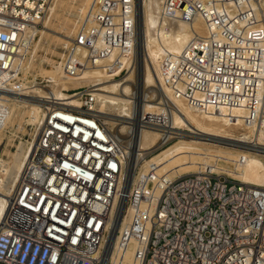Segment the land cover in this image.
<instances>
[{
  "label": "built area",
  "instance_id": "2783aa9c",
  "mask_svg": "<svg viewBox=\"0 0 264 264\" xmlns=\"http://www.w3.org/2000/svg\"><path fill=\"white\" fill-rule=\"evenodd\" d=\"M56 1L0 0V135L9 125L10 95L37 99L43 112L25 140L4 145L24 141L25 157L0 227V264H102L121 201L116 264H123L120 255L132 240L135 264H264V186L240 178L250 156L264 163V0H159L162 19L198 18L205 33L195 34L180 55L165 57L160 84L198 111L229 116L243 109L240 126L252 134L232 164L202 165L175 179L157 177L153 166L138 169L128 190L133 148L97 113L98 87L67 90L74 102L35 96L48 81L35 75L46 62L33 49ZM136 4L95 0L55 67L71 80L95 67L113 80L135 69ZM16 84L27 89L10 91ZM165 119L142 116L137 129L161 132L160 146H168L178 135L160 130Z\"/></svg>",
  "mask_w": 264,
  "mask_h": 264
},
{
  "label": "bare ground",
  "instance_id": "6f19581e",
  "mask_svg": "<svg viewBox=\"0 0 264 264\" xmlns=\"http://www.w3.org/2000/svg\"><path fill=\"white\" fill-rule=\"evenodd\" d=\"M94 1L80 0L82 6L78 9L79 14L85 17L87 10ZM138 1L141 7V25L137 2L136 67L129 70L128 78L113 80L103 76L99 69L95 67L86 71L79 80H71L66 79L55 66H52L50 70H42V78L48 81V86L40 90H34L36 97L39 93L41 97L53 95L57 100L74 102L72 97L66 93L67 90L83 85L98 87L96 94L101 104V110L99 108L97 113L106 123L113 126L114 134L121 144L131 145L133 148L126 162L127 172L124 184L126 190L130 189L132 183L136 180L138 169L147 173L149 168L153 166L157 177L175 179L179 176L196 173L202 165H210L211 160H214V163H218L220 166L224 163L232 164L238 158L236 154L217 151V154L212 155L209 149L200 146H224L230 151L241 152L242 149L249 148V137L252 134L250 130L240 128L245 117L243 109H235L233 114L229 116L198 111L194 105L178 99L168 88L160 84L159 70L165 57L180 55L195 34H205L204 26L198 18L191 23L175 19H162L159 0ZM55 9H51V17L46 21L45 25L47 26L43 28L44 31H41V29L39 31L42 41L45 34L48 33L47 31H49V22L55 16ZM66 38L68 39L65 36L63 39L59 38L58 40L63 41ZM41 40L36 44H40V46L33 50L34 56L38 55L39 50L42 49ZM67 43L68 41L61 44L66 46ZM114 54H116V51ZM40 58L43 62L50 61L47 54L40 56ZM120 59L122 63H126L124 56H121ZM132 76L136 78V81L133 80L136 82L135 84L132 82ZM25 80L27 81V77H25ZM25 89H27L25 85L16 84L12 86L10 91ZM151 94H156L158 101L155 102L151 98ZM18 95L22 96L21 93ZM18 95H10L11 98L13 97V103L9 112V124H12L17 110H24V114L28 117V125H38L42 120L43 113L38 100L35 98H20ZM159 102L168 105L170 109L164 111ZM164 114L166 119L160 130L173 131L178 136L175 142H172L166 148L159 149L161 147L159 143L161 132L147 129L138 130L137 126L142 116L153 115L155 117L157 115L164 116ZM243 130L247 132L241 133ZM237 131H240L239 135H236ZM259 140L264 143L262 137H259ZM4 145L5 143L0 135V227L7 211L9 197L23 171L25 157L24 144L22 143L17 147V151L12 154L11 160L10 157L5 159L6 155L2 153V151H5L3 149ZM255 158L258 157L250 156L240 168V178L245 183L264 186V163L259 158L260 166L254 165L252 161ZM116 206L117 200L114 203L110 219L114 217ZM117 209L114 225L117 222L118 226H114L109 237L105 240L104 252L101 257L102 264H106L111 257H113V264L117 262L114 250L116 246L117 251L120 247L117 245L116 232L122 223L120 212L123 210V201L118 203ZM123 222L125 226L128 224L127 219H124ZM139 227L137 225V229ZM136 245V240H132L129 248L120 255V263L135 264Z\"/></svg>",
  "mask_w": 264,
  "mask_h": 264
},
{
  "label": "rangeland",
  "instance_id": "374dc122",
  "mask_svg": "<svg viewBox=\"0 0 264 264\" xmlns=\"http://www.w3.org/2000/svg\"><path fill=\"white\" fill-rule=\"evenodd\" d=\"M81 6H82V2H80V0H57L56 3L52 6L51 9L56 8L55 9L56 12H55V16H53V18H51V20L49 22V26H48L49 31H47L48 33L45 34L43 41L41 40V34H38L35 45H34V48H36L37 46H40V44L39 45H36V44H38L41 40L42 41V49L39 50L38 55L34 56V54H33V56L36 59H38V61H41L42 63H44V62L41 60L40 56L47 54V58L50 61L46 62V64L42 68H37L35 71V75L42 77V73H43L42 70H50V69H52V66H56V62H58V60L61 58V55L63 54V49L65 47L61 43H65L67 41H70L69 39L73 38L74 32L77 28V25H78L79 21L81 20V18L83 17L82 15L79 14V10H78ZM50 14L51 13L49 12V14L47 15V18L45 20V23L43 24L41 31L42 30L44 31L43 28L45 26H47L45 24H46V21L50 19V17H51ZM65 36H67L68 39L66 38L63 41L58 40L59 38L63 39V37H65ZM29 71H32V70H29ZM33 77H34V75H33ZM28 78L29 77H27V81H28ZM34 78H36V76ZM125 78H128V76L125 75L121 79L124 80ZM131 79H132V82H134L133 81L134 79L136 81L135 76H132ZM135 83L136 82H134V84ZM150 96H151V98H153V100L155 102L158 101V96L156 94H154V95L151 94ZM100 106H101V104L99 103V105L97 107L98 112H99V108L101 110ZM24 112H25L24 110H17L15 112L16 114H15V117L12 121V124L10 123L8 125V128L6 129L7 132L5 134H1L2 140L5 144L8 143V141L6 139H14L15 137L24 138L23 140H25L26 137H23V136L29 132V128H28V117L26 114H24ZM17 125H18V128H17ZM110 127L114 131L113 126L110 125ZM240 128L245 129V128H242L241 126H240ZM245 130L241 131V133L247 132ZM237 132L238 133L236 135H239L240 131H237ZM17 141H19V140H17ZM173 142H175V141H173ZM22 143H24V141H22ZM18 146H19L18 142L14 146H12L13 148L11 146H8V147L4 146L5 148L3 147V149L5 151L4 152L2 151V153L6 155L5 159L10 157V160H11L12 154H14L17 151ZM166 147L167 146L160 147L159 149L166 148ZM200 147L209 149L211 151L212 155L217 154L216 153L217 151H219V152H232V153L236 154L237 156H239V154H240L239 152H236V151H230L224 146L215 147V146H204L203 145ZM258 159L259 158H255L252 161L253 164L256 166H260ZM260 161H262V160L260 159ZM214 162H215L214 160H211L210 163L212 164ZM140 172H142V170H140Z\"/></svg>",
  "mask_w": 264,
  "mask_h": 264
},
{
  "label": "water",
  "instance_id": "95a60500",
  "mask_svg": "<svg viewBox=\"0 0 264 264\" xmlns=\"http://www.w3.org/2000/svg\"><path fill=\"white\" fill-rule=\"evenodd\" d=\"M138 2V15H139V21H140V25H141V7H140V3L139 1L137 0Z\"/></svg>",
  "mask_w": 264,
  "mask_h": 264
}]
</instances>
